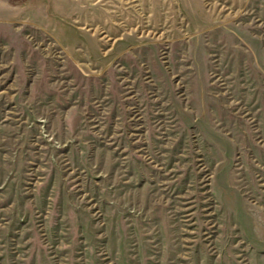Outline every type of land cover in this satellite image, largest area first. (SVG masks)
<instances>
[{"label": "rangeland", "instance_id": "obj_1", "mask_svg": "<svg viewBox=\"0 0 264 264\" xmlns=\"http://www.w3.org/2000/svg\"><path fill=\"white\" fill-rule=\"evenodd\" d=\"M0 264H264V0H0Z\"/></svg>", "mask_w": 264, "mask_h": 264}]
</instances>
